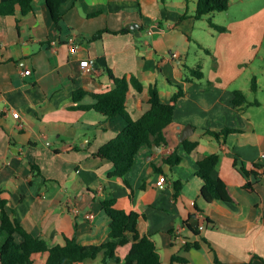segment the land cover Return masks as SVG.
<instances>
[{
  "label": "crops",
  "instance_id": "1",
  "mask_svg": "<svg viewBox=\"0 0 264 264\" xmlns=\"http://www.w3.org/2000/svg\"><path fill=\"white\" fill-rule=\"evenodd\" d=\"M189 1L62 0L60 28L45 0H34L26 15H0V200L51 247L74 237L84 245L107 242L112 219L102 200L114 198L118 208L139 214L140 235L155 242L165 264H264V178L241 172L256 163L264 169V123L251 112L264 102L256 97L259 82L257 93L251 89L257 76L250 85L242 81L257 50L240 45L246 36L258 40L264 18L251 13L233 21L223 34L236 33L239 42L229 43L228 50H204L210 62L195 65L190 42L199 19ZM100 31H105L102 38L91 40ZM85 63L92 72L82 69ZM197 66L204 77L188 81L190 67ZM27 68L32 73L24 76ZM109 70L143 82L142 108L130 101L134 119L149 108L150 85L158 86L164 102L178 87L185 92L166 128L167 144L146 148L124 178L110 177L114 164L96 156L125 129L124 118L69 108L80 88L90 93L113 88ZM236 90L260 103L239 111L233 103ZM93 101L89 95L77 104ZM6 110L18 111L20 118ZM225 128L240 132L220 140L208 135ZM185 141L198 146L188 152ZM213 153L220 156L213 175L226 181L235 201L208 203L202 196L198 161ZM171 154L181 162L164 164V175L156 172L153 165ZM163 181L164 188L156 185ZM247 182L253 190L244 188ZM198 211L207 217L203 230ZM128 249H120L122 257ZM46 259L40 257L38 264ZM82 264H102V257Z\"/></svg>",
  "mask_w": 264,
  "mask_h": 264
},
{
  "label": "trees",
  "instance_id": "2",
  "mask_svg": "<svg viewBox=\"0 0 264 264\" xmlns=\"http://www.w3.org/2000/svg\"><path fill=\"white\" fill-rule=\"evenodd\" d=\"M78 0H74L77 2ZM53 20L60 28L63 19L61 12L62 0H45ZM195 18L209 17V27L221 34L227 31V27L213 21L211 15L225 11L229 8L230 0H197ZM34 0H1L0 15H14L20 12L26 15L32 11ZM127 30H123L125 32ZM105 31L96 33L91 40L101 39ZM110 76L114 79L115 86L108 91L90 93L80 88L74 93V103L70 109L87 111L95 110L106 118L120 115L127 125L118 135L104 144L96 153V156L108 160L114 164V171L110 177L124 178L136 162V158L146 148H161L167 144L166 128L173 122L174 112L179 101L185 96L182 87L174 93L169 102L161 98L160 90L153 84L148 89L149 108L138 118L134 119L130 111L131 99L137 100V105L142 108L145 91L143 82L136 75L116 77L111 70ZM188 81L202 79L204 72L201 66L190 67ZM251 89L254 93L259 90L257 78L252 79ZM92 95L94 101L90 105H78L85 97ZM233 103L240 111L244 106L258 105L260 102L248 100L243 90L234 92ZM240 132L238 128H225L221 132L208 131V135L218 140L228 135ZM186 150L191 152L198 146V142H184ZM182 158L178 155H164L158 164H154V170L164 175L163 165H177ZM220 162L217 153L210 154L198 161V175L204 181L202 196L206 202L235 201L230 188L222 178H215L213 173ZM262 167L259 163L250 171L244 168L241 172L245 176H253L260 181L264 176L256 169ZM177 191L179 183H175ZM244 188L251 191L253 183L247 182ZM7 202L0 200V260L1 264H38L40 257L47 256L45 264H82L87 260L102 257V264H165L157 250L155 242L147 235L141 236L138 230L139 214L135 211H127L117 207L114 198L103 199L102 208L105 214L112 219L109 240L100 245H84L77 238L67 239L65 245L51 247L45 239L39 238L28 232L18 219L12 217L7 209ZM129 247L126 255L121 256L120 249ZM174 261L182 259L174 257Z\"/></svg>",
  "mask_w": 264,
  "mask_h": 264
},
{
  "label": "rangeland",
  "instance_id": "3",
  "mask_svg": "<svg viewBox=\"0 0 264 264\" xmlns=\"http://www.w3.org/2000/svg\"><path fill=\"white\" fill-rule=\"evenodd\" d=\"M177 1V0H170ZM197 0H190L189 5L191 10L196 6ZM255 14L258 18H264V0H230L229 8L225 11L216 12L211 15L214 22L222 24L228 28H232L231 23L247 14ZM209 17L205 16L197 21L194 38L190 42L192 50L190 57L191 63L195 61V65L200 63H209L211 58L204 50H228L229 43L239 42L238 34L225 33L219 34L209 27ZM262 31L259 32V37L256 42L246 36V43L240 44L244 50H257L255 60L252 67L247 71L242 81L251 84L253 76L258 77V82L261 87L258 97L264 102V19L260 22ZM229 30V29H228ZM205 58V59H203ZM209 60V61H208ZM249 81V82H248ZM251 98H255L254 93H250ZM252 114L264 123V105L262 107H253Z\"/></svg>",
  "mask_w": 264,
  "mask_h": 264
},
{
  "label": "built area",
  "instance_id": "4",
  "mask_svg": "<svg viewBox=\"0 0 264 264\" xmlns=\"http://www.w3.org/2000/svg\"><path fill=\"white\" fill-rule=\"evenodd\" d=\"M70 42H72V43H75V41H74V39L72 38L71 40H70ZM76 47H78L77 45H76ZM173 55V57L174 58H178V56H179V54L178 53H173L172 54ZM82 69L83 70H85V71H87V72H92L93 71V67H92V65L91 64H89V63H85V64H83L82 65ZM32 73V70L31 69H25L24 71H23V75L24 76H27V75H29V74H31ZM0 111H2V109L0 108ZM7 112H11V114H12V116L14 117V118H20V114H19V112L18 111H15V110H6ZM167 152L168 153H170L171 152V150H167ZM263 157H264V155H263ZM263 176H264V169H263V167H258V168H256ZM158 187H160V188H164L165 187V182L163 181V182H159V183H157L156 184ZM72 212L73 213H78L79 212V210H78V208H76V207H73L72 208ZM196 216H197V219H198V222H199V228L201 229V230H203L204 228H206V226H207V217L203 214V213H201V212H197L196 213ZM86 217L87 218H91L92 217V214L91 213H88V214H86Z\"/></svg>",
  "mask_w": 264,
  "mask_h": 264
}]
</instances>
